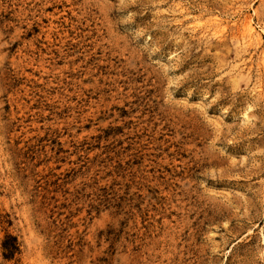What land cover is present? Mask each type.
I'll use <instances>...</instances> for the list:
<instances>
[{
  "label": "rangeland",
  "instance_id": "1",
  "mask_svg": "<svg viewBox=\"0 0 264 264\" xmlns=\"http://www.w3.org/2000/svg\"><path fill=\"white\" fill-rule=\"evenodd\" d=\"M0 264H264V0H0Z\"/></svg>",
  "mask_w": 264,
  "mask_h": 264
},
{
  "label": "trees",
  "instance_id": "2",
  "mask_svg": "<svg viewBox=\"0 0 264 264\" xmlns=\"http://www.w3.org/2000/svg\"><path fill=\"white\" fill-rule=\"evenodd\" d=\"M3 257L10 258L17 250L15 236L7 234L2 241Z\"/></svg>",
  "mask_w": 264,
  "mask_h": 264
},
{
  "label": "bare ground",
  "instance_id": "3",
  "mask_svg": "<svg viewBox=\"0 0 264 264\" xmlns=\"http://www.w3.org/2000/svg\"><path fill=\"white\" fill-rule=\"evenodd\" d=\"M251 26V25H250ZM252 29V28H251Z\"/></svg>",
  "mask_w": 264,
  "mask_h": 264
}]
</instances>
